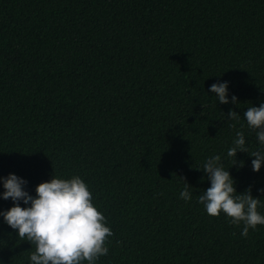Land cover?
Masks as SVG:
<instances>
[{
    "label": "trees",
    "instance_id": "obj_1",
    "mask_svg": "<svg viewBox=\"0 0 264 264\" xmlns=\"http://www.w3.org/2000/svg\"><path fill=\"white\" fill-rule=\"evenodd\" d=\"M223 82L238 104L209 91ZM261 103L264 0H0V177L33 196L53 176L83 179L113 232L96 264H264V225L244 237L198 202L219 155L264 215L243 116ZM237 131L249 154L232 166ZM34 250L0 216V264Z\"/></svg>",
    "mask_w": 264,
    "mask_h": 264
},
{
    "label": "clouds",
    "instance_id": "obj_2",
    "mask_svg": "<svg viewBox=\"0 0 264 264\" xmlns=\"http://www.w3.org/2000/svg\"><path fill=\"white\" fill-rule=\"evenodd\" d=\"M228 87V82L214 83L209 91L216 94L221 104H238L235 95L229 101ZM227 116L231 120H240V114L235 110L230 109ZM243 116L248 128L256 132L262 147L249 154L244 133L237 131L227 156L235 157L234 166L237 153L246 152L254 157L252 170L259 172L264 165V103L259 107H248ZM240 166L243 167L242 161ZM202 171L210 181V187L199 194L198 202L204 205L209 216L218 217L223 213L230 224L238 227L243 224L241 235L244 237L248 236L250 229L264 225V215L258 212L260 198L251 194V188L237 194L235 181L230 171L225 170L219 155L208 158ZM0 182L4 188L0 198L13 202L9 209L0 211V216L4 223L17 230L20 238L35 245L30 264H96L101 256L108 254L106 242L113 232L93 204L88 185L79 176L70 179L53 176L50 181L36 186L35 196L25 190L28 182L15 174L0 177ZM189 188L186 182L180 193L185 201L192 198ZM259 191L264 193V189Z\"/></svg>",
    "mask_w": 264,
    "mask_h": 264
}]
</instances>
